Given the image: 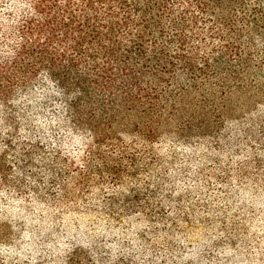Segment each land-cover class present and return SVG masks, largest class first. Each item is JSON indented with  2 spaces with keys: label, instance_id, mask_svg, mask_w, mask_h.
Wrapping results in <instances>:
<instances>
[{
  "label": "trees",
  "instance_id": "obj_1",
  "mask_svg": "<svg viewBox=\"0 0 264 264\" xmlns=\"http://www.w3.org/2000/svg\"><path fill=\"white\" fill-rule=\"evenodd\" d=\"M261 66L264 0H0V190L116 184L160 125L213 134L264 96Z\"/></svg>",
  "mask_w": 264,
  "mask_h": 264
},
{
  "label": "rangeland",
  "instance_id": "obj_2",
  "mask_svg": "<svg viewBox=\"0 0 264 264\" xmlns=\"http://www.w3.org/2000/svg\"><path fill=\"white\" fill-rule=\"evenodd\" d=\"M253 91L232 96L213 134L160 125L116 184L0 190V264H264V96Z\"/></svg>",
  "mask_w": 264,
  "mask_h": 264
}]
</instances>
